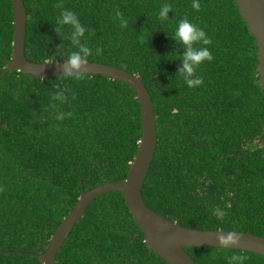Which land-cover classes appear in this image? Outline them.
I'll return each mask as SVG.
<instances>
[{
    "label": "trees",
    "instance_id": "1",
    "mask_svg": "<svg viewBox=\"0 0 264 264\" xmlns=\"http://www.w3.org/2000/svg\"><path fill=\"white\" fill-rule=\"evenodd\" d=\"M23 1L30 62H65L78 50L72 29L57 23L68 10L86 29V61L143 77L158 132L142 190L151 211L193 230L264 238V89L257 40L236 0H198V11L193 0ZM165 5L171 13L161 20ZM185 18L206 31L214 57L198 69L203 84L191 88L173 41ZM15 22L13 1L0 0V75L14 56ZM142 134L141 105L125 83L8 73L0 81V264H43L30 255L47 252L82 194L126 180ZM186 251L196 264L233 256L264 264L249 252ZM57 264L168 263L148 249L124 195L110 193L89 206Z\"/></svg>",
    "mask_w": 264,
    "mask_h": 264
},
{
    "label": "water",
    "instance_id": "2",
    "mask_svg": "<svg viewBox=\"0 0 264 264\" xmlns=\"http://www.w3.org/2000/svg\"><path fill=\"white\" fill-rule=\"evenodd\" d=\"M12 1L16 20L14 56L5 72L0 75V81L10 72H20L42 80L84 75L107 77L125 83L135 91L141 105L143 119V134L138 154L131 164L126 180L106 183L82 194L74 210L53 236L47 252L30 256L38 258L43 264H57L58 254L64 248L75 226L84 218L89 206L106 194L122 193L136 224L145 234V243L148 249L168 264H196L186 251L187 248L228 249L264 257L263 237L251 233L189 229L148 208L142 190L158 149V132L155 106L143 77L126 70L89 61H86L78 73H74L76 75H65V62H30L26 57L27 10L23 0ZM236 2L251 35L257 40L259 48L258 72L264 89V0H236ZM228 233H235L239 242L234 245L222 246L219 243V237L226 236ZM8 254L24 255L20 252H8Z\"/></svg>",
    "mask_w": 264,
    "mask_h": 264
},
{
    "label": "clouds",
    "instance_id": "3",
    "mask_svg": "<svg viewBox=\"0 0 264 264\" xmlns=\"http://www.w3.org/2000/svg\"><path fill=\"white\" fill-rule=\"evenodd\" d=\"M192 7L197 11L200 8L198 0H193ZM171 7L165 5L162 7L159 17L161 20L169 19ZM120 13L117 12V16ZM58 25L63 28L69 26L72 29V38L78 45V50L71 53L65 61V75H76L79 70L86 64L87 57L91 54L90 48L87 46L86 39L81 43L85 36L86 29L81 24L79 17L72 11L64 10L57 20ZM122 26H126V21ZM182 47V66L178 71L182 74L184 81L188 87H197L203 84V78L197 74L198 69L205 62L214 59L209 45L212 43L206 31L196 24L190 22L187 18L181 20L175 32L173 39ZM99 52V50H97ZM56 99H63V93H58ZM57 119H64V116L58 115ZM238 237L235 233H228L219 237V243L224 245H234L238 243ZM243 257L233 256L229 260V264H242Z\"/></svg>",
    "mask_w": 264,
    "mask_h": 264
}]
</instances>
